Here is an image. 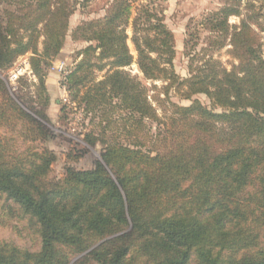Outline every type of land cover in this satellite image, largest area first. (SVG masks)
Here are the masks:
<instances>
[{
	"label": "trees",
	"instance_id": "16d2710c",
	"mask_svg": "<svg viewBox=\"0 0 264 264\" xmlns=\"http://www.w3.org/2000/svg\"><path fill=\"white\" fill-rule=\"evenodd\" d=\"M11 1L0 9V220L32 247L0 239V264H264V2L224 0L205 15L211 36L194 66L196 36L184 40V78L172 68V32L147 6L131 22L135 60L129 0L76 25L72 36L86 45L60 82L69 104L97 119L85 142L101 143L100 158L56 179L55 153L33 143L50 138L44 81L73 5ZM226 44L229 68L213 55ZM27 52L40 108L31 95L16 101L2 75ZM134 61L145 79L163 80L166 94L172 88L190 103L158 111L125 70ZM17 138L29 144L19 148Z\"/></svg>",
	"mask_w": 264,
	"mask_h": 264
},
{
	"label": "rangeland",
	"instance_id": "374dc122",
	"mask_svg": "<svg viewBox=\"0 0 264 264\" xmlns=\"http://www.w3.org/2000/svg\"><path fill=\"white\" fill-rule=\"evenodd\" d=\"M11 0H0V9L7 5L15 7V3L9 4ZM17 0H12L15 2ZM73 5L72 13L69 16L67 31L64 35L63 45L60 53L51 62L48 68L47 76L45 77V89L48 95V103L44 106L50 122L46 123L49 130L50 138L48 140L35 141L33 144L38 147L46 146L51 149L56 159L51 164L49 178L60 179L65 174V169L71 167L77 170L90 168L94 161L99 160V152L101 150V143L96 142L95 145H89L85 142V134L90 130L97 133L98 130L94 128V121L90 120V116H86L81 108L74 107L69 104L68 95L61 85L62 75L65 73L60 68H65L66 72L80 57L78 52L86 43L79 39H74L72 30L76 25L82 21L91 18L102 17L107 8L113 0H69ZM131 5V12L127 26L125 27L128 48L136 59V51L131 37V22L137 13V9L143 6L149 7L153 12L162 18L164 24L172 32L174 38V54L172 58V68L174 72L181 78L188 76V67L190 64L189 57L186 52L188 47L184 45V40L189 36H196L192 39L195 42L194 52H197V60L194 59L192 66L200 64L199 48L208 41L211 36L210 31L200 24V20L209 12L217 9L224 3V0H129ZM254 4L255 8L263 7L264 0H243ZM239 17L231 16L229 21L231 23H238ZM264 25V21H260ZM262 40V54L264 56V31L259 32ZM192 36V37H193ZM42 36L38 39V49L41 48ZM230 45L217 49L213 52L214 57L220 60L221 63L229 68L231 62L235 60L229 54ZM30 52L20 56L14 65L7 70L3 75L7 83L10 95L20 104H27L28 96H32L34 101L30 103L36 108L41 107L39 98L36 97V89L33 84L37 83V78L33 75L29 65ZM154 55V54H153ZM194 64V65H193ZM132 76L136 77L147 88L149 98L153 105L160 111L159 104H169V102H176L179 104H189L190 101L182 99L178 94L169 88L168 94L165 93V82L163 80H149L145 79L142 73L138 70L136 62H132L125 67ZM30 85V86H28ZM27 92H30L29 95ZM193 98L199 99L201 102L207 104L206 96L203 94L194 95ZM68 104L61 110L64 104ZM151 130H155V123H147ZM15 135H17L15 133ZM18 136V135H17ZM19 148L25 147L29 143H23L21 138H17ZM147 144V143H146ZM0 239L11 241L20 247L31 248L32 243L30 238L22 232H18L12 228L10 224L2 225L0 220Z\"/></svg>",
	"mask_w": 264,
	"mask_h": 264
},
{
	"label": "built area",
	"instance_id": "2783aa9c",
	"mask_svg": "<svg viewBox=\"0 0 264 264\" xmlns=\"http://www.w3.org/2000/svg\"><path fill=\"white\" fill-rule=\"evenodd\" d=\"M64 73H66V70H65V68H60Z\"/></svg>",
	"mask_w": 264,
	"mask_h": 264
}]
</instances>
